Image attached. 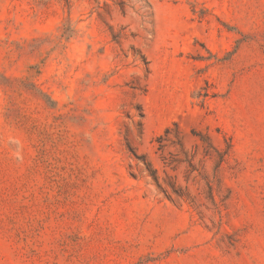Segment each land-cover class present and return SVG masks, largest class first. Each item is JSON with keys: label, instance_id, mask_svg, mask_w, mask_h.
Instances as JSON below:
<instances>
[{"label": "rangeland", "instance_id": "rangeland-1", "mask_svg": "<svg viewBox=\"0 0 264 264\" xmlns=\"http://www.w3.org/2000/svg\"><path fill=\"white\" fill-rule=\"evenodd\" d=\"M0 264H264V0H0Z\"/></svg>", "mask_w": 264, "mask_h": 264}]
</instances>
